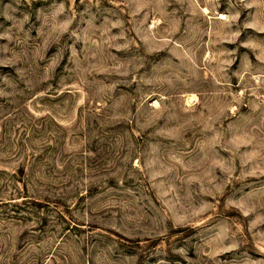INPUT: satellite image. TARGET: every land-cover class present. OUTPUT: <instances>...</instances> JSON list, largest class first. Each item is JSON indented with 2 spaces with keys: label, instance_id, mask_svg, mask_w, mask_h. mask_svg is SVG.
<instances>
[{
  "label": "rangeland",
  "instance_id": "obj_1",
  "mask_svg": "<svg viewBox=\"0 0 264 264\" xmlns=\"http://www.w3.org/2000/svg\"><path fill=\"white\" fill-rule=\"evenodd\" d=\"M0 264H264V0H0Z\"/></svg>",
  "mask_w": 264,
  "mask_h": 264
}]
</instances>
